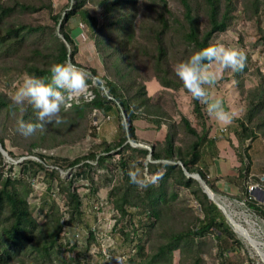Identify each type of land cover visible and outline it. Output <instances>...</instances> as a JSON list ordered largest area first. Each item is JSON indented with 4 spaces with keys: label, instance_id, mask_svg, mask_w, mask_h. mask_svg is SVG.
Instances as JSON below:
<instances>
[{
    "label": "trees",
    "instance_id": "16d2710c",
    "mask_svg": "<svg viewBox=\"0 0 264 264\" xmlns=\"http://www.w3.org/2000/svg\"><path fill=\"white\" fill-rule=\"evenodd\" d=\"M181 11L175 14L169 6L168 0H153L150 14L138 18L137 0H74L64 10L54 13L52 0H0V62H8L4 71L15 70L16 73L34 74L47 78L49 68L53 63L70 59L77 63L75 56L77 44L72 36L70 20L73 17L80 19L88 31L95 50L102 57L104 73L100 76L107 83L106 91L92 86L93 97L88 101H73L67 112L62 110L65 123L50 124L44 132H36L25 137L17 131V121L21 118L26 122H35V113L29 107L21 111L13 104L12 99L4 92H0V145L5 149V139L20 138L22 146L27 152L34 149H48L62 144H72L78 141L89 127L88 117L95 111L107 113L115 111L121 117L125 116L126 123L120 125V134L115 141L107 143L101 153L90 151L77 156L67 162V166L78 167L73 173V179L65 180L58 176V172L48 171L41 162L25 160L21 164L18 176L3 175L0 169V264H11L22 260L30 254H36V260H49L50 255L59 243V235L63 224L54 211L48 212L53 220L47 232L41 230V225L32 215L27 196L31 190L27 176L39 170L45 172L50 179L47 190L49 196L43 200V206L49 205L53 179H58V188L65 191L69 220L80 215L81 200L77 189L73 186L80 177L93 179L89 175L91 164L118 171L117 178L108 191V197L113 209L124 218L131 216L130 210L135 208L144 215L146 221H139L143 235L151 241V251L145 252L141 237H135L136 254L128 261L131 264H172L173 252L194 253L193 264L200 258V248L204 239L211 234L217 241L234 246H241L242 242L235 236L231 226L218 206L212 202L202 190L198 181L185 174L196 172L216 193L213 182H209L206 173L198 166L203 157L202 147L214 144L209 136V126L203 105L192 101L193 113L200 130L193 127L185 116L181 115L179 125L169 124L164 140L151 146V159L155 162L147 163L150 172L161 170L164 175L158 185L150 186L146 190L139 189L129 180L132 155H124L130 150L142 156L148 154L145 148L130 146L127 139H137L133 121L140 118L136 111L150 112V96L140 77L137 59L140 55L151 59V68L154 76L164 87L182 88V82L175 74V59L180 61L188 56L194 48L207 46L215 41V35L226 31L235 18L238 5L246 18L258 20L264 9V0H174ZM88 5L99 10V16L92 14ZM47 12L52 24L29 21L28 16L33 13ZM259 39L264 44V27L258 26ZM176 45L182 47L179 55L175 54ZM170 50L172 53H170ZM179 57V60H178ZM174 61V63H171ZM78 64V63H77ZM80 65V64H79ZM93 75H99L97 70L87 67ZM246 70V67L243 71ZM242 72V71H241ZM240 73V72H239ZM153 107V106H152ZM234 130L238 146L242 151L247 139L252 140L256 131L264 133V80L260 79L257 87L249 92L245 113L236 120ZM88 126V127H87ZM183 135L188 137L186 146H178L177 127ZM90 128L95 130V126ZM10 155L11 152L8 151ZM44 159L41 154H36ZM117 155L118 157L113 160ZM240 165L237 168V177L246 179L249 165L243 162L242 154L238 152ZM0 152V164L2 160ZM174 160L162 162L161 160ZM180 161V164L176 163ZM81 163V165H80ZM56 165V164H54ZM1 168V166H0ZM56 175V176H55ZM237 178L232 176L230 180ZM177 187L188 189L200 207V216H195L191 224L175 228L166 221L169 212H172L173 202L178 198ZM242 192L248 199L251 209L264 218V206L247 194V187L241 185ZM92 188V191H95ZM42 211V207L41 210ZM170 212V213H171ZM130 222L131 220L128 219ZM136 234L137 228L133 227ZM125 237L129 233L120 230ZM153 237H148L152 234ZM91 234V232H90ZM91 236V235H90ZM220 247V243H219ZM225 247V246H224ZM220 247L218 255L221 264H230L227 261L225 248Z\"/></svg>",
    "mask_w": 264,
    "mask_h": 264
},
{
    "label": "rangeland",
    "instance_id": "374dc122",
    "mask_svg": "<svg viewBox=\"0 0 264 264\" xmlns=\"http://www.w3.org/2000/svg\"><path fill=\"white\" fill-rule=\"evenodd\" d=\"M152 1L137 0L138 18H144L151 13L149 7H151ZM73 2L74 0H52L54 13L64 10ZM168 2L174 13L179 15L181 9L177 2L174 0H168ZM88 7L92 14L99 16V10L96 7L92 5H88ZM235 15L232 25L226 31L217 33L215 41H223L243 49L247 54L246 70L240 73L226 71L223 80L211 89L214 95L224 98L225 107L233 116L231 124L226 127L218 125L216 120L208 114L206 106L202 104L206 124L209 126V136L213 138L214 144H206L202 147L203 157L198 166L205 171L209 182H213L216 186L217 192L214 193L201 177L213 193L211 199L216 201L218 198L216 202L221 206H217L222 213L224 214L223 211H225L226 215L231 214L234 225L242 226L243 232L235 230L233 224L227 219L228 216L225 217L235 236L242 242L241 246L219 242L221 248L225 246L226 262L230 264H264V218L256 214L247 204L248 199L241 188V185L244 184L247 187V194L264 206V133L262 130H257L252 140L247 139L243 147H249L245 151H242L238 146L234 134L235 120L241 118L245 113L249 92L257 87L260 79L264 80V44L258 35V26L264 27V9L261 10L257 21L246 18L240 5L237 7ZM27 19L32 22L52 24L50 15L45 11L33 13ZM70 28L77 44L76 62L85 67L95 68L98 74L102 75L104 73L102 57L95 50L86 26L81 23L79 18L73 17L70 20ZM175 50H177L175 54L179 55L178 52L182 50V47L176 45ZM170 53H172L171 50ZM174 59L177 63V55L174 56ZM7 63L0 62V92L6 93L11 98L15 91L14 86L22 80L23 73H16L15 70L4 71L3 67ZM171 63H174L172 59ZM137 65L140 69V82L144 84L146 93L151 99V109L148 113L142 112L141 109L136 111L137 114L142 113L140 118L133 121L137 139L129 138L127 142L134 148L147 149L148 154L142 156L137 152L132 153L130 150L123 153L125 156H133V160L129 162L131 170L136 169L144 175H150L159 170L150 172L148 169L147 163L155 162L151 159L150 145L164 140L169 124L179 125L180 117L183 115L197 130H200V127L193 113L191 99L183 87L162 86L154 76L151 59L148 57L140 55ZM91 88L88 91L92 90ZM87 92L78 101L81 99L88 101L89 94ZM88 120V129L75 143L62 144L48 149L37 148L32 153L23 148L20 138L17 137L14 140L16 144L6 138L5 149L0 145L3 149V152L0 151L3 157L0 164L2 174L18 176L21 172V164L25 160H34L41 162L46 170L58 172V176L62 179L67 181L73 179V173L78 167L67 166V162L90 151L101 153L107 143L117 139L120 134V125L126 123L125 116L119 117L115 109L107 113L102 111L90 113ZM91 125L95 126L94 131L90 128ZM180 129L178 126L176 144L186 146L189 139L183 135ZM238 152L242 154L243 163L249 165L248 176L245 180L237 177V168L240 165ZM36 154L43 155L44 159L39 158ZM117 157L115 155L113 160ZM161 161L173 162L174 160L163 159ZM89 163L92 166L89 168V175L93 179V184L89 178L85 177H80L73 183L80 196L81 205L80 215L71 220H69L70 213L64 196L65 191L58 188L56 175L50 192V203L45 206H43V200L49 196L47 186L50 179L47 177L48 175L39 170L26 177L31 188L27 200L31 206L32 215L41 225L43 233L47 232L53 224L48 212L54 211L55 208H57L55 212L60 217L63 227L59 235V243L51 252V261L47 259L38 261L34 259L36 256L34 253L22 258L25 264H131L128 259L136 254V236L142 238L145 252L151 251V241L146 239L139 227V221H146L145 216L132 208L131 216L121 218L112 207L108 191L115 182L118 171L111 170L110 160L107 163L109 169L96 166L95 161H89ZM176 163L180 164V161L176 160ZM232 176L237 178L238 183L230 180ZM199 185L201 186L200 183ZM95 187L96 190L92 191V188ZM176 190L178 198L173 202L172 212H169V219L166 222L172 227L181 228L191 224L195 216H200V207L188 189L177 187ZM41 207L42 211H40ZM133 227L137 228L136 234L133 233ZM121 229L129 233V237L126 238L120 231ZM153 234L155 232H152L148 237H153ZM202 240L204 244L200 248L201 259L197 264H221L218 255L220 247L216 239L208 234ZM193 255V252L180 253V250L177 249L173 252L172 264H193ZM11 264H19V262L14 261Z\"/></svg>",
    "mask_w": 264,
    "mask_h": 264
},
{
    "label": "clouds",
    "instance_id": "9594fccd",
    "mask_svg": "<svg viewBox=\"0 0 264 264\" xmlns=\"http://www.w3.org/2000/svg\"><path fill=\"white\" fill-rule=\"evenodd\" d=\"M246 61L247 54L243 49L223 41H214L191 50L186 58L178 61L174 71L189 98L205 105L208 114L218 125L226 127L232 122V113L226 109L224 98L214 95L211 89L223 80L226 71H243ZM49 73L45 78L25 72L22 80L14 86L15 91L11 96L13 104L19 106L22 112L30 107L35 113V122H26L23 118L17 121V131L25 137L46 131L50 124L65 123L61 113L62 110L67 112L71 109L70 101H78L92 86L101 91L107 87L102 76L93 75L87 67L70 59L53 63ZM128 175L132 184L146 190L158 185L164 173L158 170L144 175L133 169Z\"/></svg>",
    "mask_w": 264,
    "mask_h": 264
},
{
    "label": "water",
    "instance_id": "95a60500",
    "mask_svg": "<svg viewBox=\"0 0 264 264\" xmlns=\"http://www.w3.org/2000/svg\"><path fill=\"white\" fill-rule=\"evenodd\" d=\"M3 149H1L0 147V151H2ZM185 174L189 177H192V178H195L199 181V183L201 184V186L203 187V191L206 193L207 197L211 199L208 191L206 190L208 188L206 182L204 180H202L201 176L198 174V173H188L187 171H185ZM213 201V200H212ZM216 205H218L215 201H213ZM224 212V211H223ZM225 217H226V214L224 213ZM227 218V217H226Z\"/></svg>",
    "mask_w": 264,
    "mask_h": 264
},
{
    "label": "bare ground",
    "instance_id": "6f19581e",
    "mask_svg": "<svg viewBox=\"0 0 264 264\" xmlns=\"http://www.w3.org/2000/svg\"><path fill=\"white\" fill-rule=\"evenodd\" d=\"M207 191H208V193H209V195H211L210 197H212L213 195V193H211V191H210V188L208 187L207 189H206ZM214 197H216V196H214ZM213 198V197H212ZM218 199V198H217ZM217 199H216V201H217ZM211 200H213V199H211ZM213 201H215V200H213ZM215 201V202H216ZM217 203V202H216ZM218 204V203H217ZM219 205V204H218ZM219 206H221V205H219ZM222 208V207H221ZM224 210V209H223ZM224 213H225V211H224ZM226 214V213H225ZM231 215V214H230ZM230 215H226V217L228 216V220L233 224V227L235 228V230H237V231H239V232H243L242 231V226L241 225H234V223L232 222V218H231V216ZM243 236H245V237H247L248 238V236H246V235H243ZM254 240V239H253ZM255 241V240H254ZM255 242H257V241H255Z\"/></svg>",
    "mask_w": 264,
    "mask_h": 264
},
{
    "label": "built area",
    "instance_id": "2783aa9c",
    "mask_svg": "<svg viewBox=\"0 0 264 264\" xmlns=\"http://www.w3.org/2000/svg\"><path fill=\"white\" fill-rule=\"evenodd\" d=\"M89 94V98H87V100H90L92 97H93V93H92V90H89L87 92ZM71 103V102H70ZM147 147V146H146Z\"/></svg>",
    "mask_w": 264,
    "mask_h": 264
}]
</instances>
